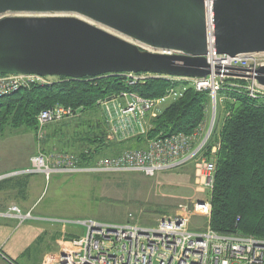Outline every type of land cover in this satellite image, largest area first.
<instances>
[{
	"label": "built area",
	"instance_id": "1",
	"mask_svg": "<svg viewBox=\"0 0 264 264\" xmlns=\"http://www.w3.org/2000/svg\"><path fill=\"white\" fill-rule=\"evenodd\" d=\"M214 1L204 0L207 40L205 57L210 73L205 77H181L149 72L120 73L127 77L130 84L143 83L150 78H163L174 84L166 90L164 95L155 98L142 97L130 91L99 99L97 105L98 107L102 105L103 115H106L105 121L112 128L111 133H115L118 128L125 130L131 124L133 129L138 125L139 135H146L151 128L147 127V116L152 113L155 117L164 106L182 97L190 87L199 92L208 91L214 105H217L225 78L251 79L252 84L244 86L234 83L233 87L224 88V90L244 92L254 99L264 96V86L255 79L257 69L263 65H259L256 61L260 53L236 56L217 53ZM167 52L173 53V51ZM217 61L226 63L228 68L216 69ZM60 78L0 72V96L12 94L32 85H49L59 81ZM79 111L61 104L42 110L37 115L39 129L37 135L41 137L44 126L70 120ZM214 112L216 113V107ZM213 126L212 123L211 132H207L200 143H197L198 131L196 130L191 134L180 133L155 137L148 140L147 145L142 149H131L120 155L93 160V164L82 163L81 158L74 153L63 152L55 155L39 152L31 157L30 166L27 169L0 176V179L23 174H44L45 177L50 178L52 174L57 173L84 172H141L147 176H153L159 171L174 169L194 161L204 153L212 136ZM200 128L201 125L198 129ZM125 132L127 131L123 134ZM219 148L220 142H216L212 148V155L217 153ZM201 160L197 164V175L201 176L200 183L211 194L214 187L216 162L215 159ZM191 206L190 208L188 204L180 205L179 212L174 216L161 217L155 226L138 223L131 214L129 220L123 223L102 222L94 218L72 221L84 227V234L65 244L64 253L58 258L53 257L49 264H264V237L241 232L221 233L213 230L210 227L212 215L210 197L196 199ZM193 216H202L207 219L208 225L204 231L191 229ZM0 217L17 219L19 225L27 220L46 219L35 216L33 210L23 211L15 204L0 211ZM50 220L68 222L63 219Z\"/></svg>",
	"mask_w": 264,
	"mask_h": 264
},
{
	"label": "water",
	"instance_id": "2",
	"mask_svg": "<svg viewBox=\"0 0 264 264\" xmlns=\"http://www.w3.org/2000/svg\"><path fill=\"white\" fill-rule=\"evenodd\" d=\"M214 4L217 53L264 52V0ZM8 13L0 18L3 74L210 73L204 0H0V15ZM256 73L264 86V65Z\"/></svg>",
	"mask_w": 264,
	"mask_h": 264
},
{
	"label": "trees",
	"instance_id": "3",
	"mask_svg": "<svg viewBox=\"0 0 264 264\" xmlns=\"http://www.w3.org/2000/svg\"><path fill=\"white\" fill-rule=\"evenodd\" d=\"M173 84L163 78L130 84L120 73L82 79L61 77L49 85H32L0 96V131L8 127L36 131L37 115L57 104L92 112L98 109L99 99L130 91L155 98L164 95ZM225 91L232 100L227 102V115L220 132L214 131L205 151L216 162L210 195V227L221 233L241 232L264 237V96L254 99L244 92ZM209 98L208 91L199 92L190 87L155 116L147 137L193 133L205 120ZM108 139L105 130L91 129L80 139L84 146L75 154L88 164L107 154L105 150L112 146ZM216 141L220 142V148L212 155L211 148Z\"/></svg>",
	"mask_w": 264,
	"mask_h": 264
},
{
	"label": "rangeland",
	"instance_id": "4",
	"mask_svg": "<svg viewBox=\"0 0 264 264\" xmlns=\"http://www.w3.org/2000/svg\"><path fill=\"white\" fill-rule=\"evenodd\" d=\"M13 15L12 13L3 14L0 15V18ZM257 59L259 65H264V53L257 55ZM234 83L245 86L252 84V81L251 79L225 78L222 83L223 90L224 88L233 87L232 84ZM223 90L221 96L218 97L217 105H214L213 100L209 98L205 120L201 124L200 130L196 129L198 131L197 143H200L206 137L205 135H207L206 133L212 123L214 124L212 134L214 131L219 133L222 128L219 127L227 115V102L232 100L229 93ZM215 107L216 113L213 118ZM102 110V105L92 112H81L80 110L77 116L70 120L47 125L48 127L53 125L54 128L46 126V130L44 126L41 137L37 135L36 153L43 150V152L55 155L63 152L75 154L84 146V142L80 139L90 133L91 129L100 132L105 130L106 136L108 134L110 137V140L108 139L109 143H112V146L105 150L107 154L96 157L94 160L120 155L131 149H142L147 145L148 140L153 139L147 137L148 133L139 135L138 125L133 129L129 124L125 130L124 128H118L115 133H111L110 129L112 128L105 121L106 115H103ZM107 116L109 115L107 114ZM154 118L152 113L147 116V127L152 126ZM67 123L68 125H66ZM91 123L92 128L90 127ZM38 130L37 127L36 132ZM124 131L127 132L123 134ZM32 132L34 130L27 127H8L5 132H0V170H4L2 171L3 174L27 169L28 166L26 167L24 163L27 156L34 152L32 151L34 148ZM49 135H51V138H49ZM139 137H143V140L139 141ZM39 141L40 143H38ZM216 142L212 145V148ZM206 148L204 153L194 161L174 169L159 171L153 176H147L141 172L57 173L52 174L50 179L46 180L44 174H28L30 181L37 180L38 185L41 187L40 198L37 195L39 199L33 209V214L46 219L27 220L24 225L22 224V227L20 225L16 226L18 225L17 221L9 220L10 223L14 224V228L16 226L12 235L14 234L13 237H16L18 231L30 224L43 225L48 229H60L62 225H66L84 234V227L72 221L94 218L102 222L123 223L129 220L130 214L138 223L155 226L161 217L174 216L179 212L181 210L180 205L188 204L191 208V203L194 200L210 197V191L200 183L199 178L201 176L197 175L198 161H202L203 158L209 159L205 154ZM88 164H93V162L91 161ZM37 193L32 195L34 196ZM50 219H63L68 222H58ZM207 225L208 221L205 217L193 216L191 218L190 227L194 231H204ZM46 240L47 237L45 242ZM25 243L28 244V241ZM36 245L37 242L32 246ZM36 249L34 248L33 251ZM25 261L21 258L18 262L19 264H27Z\"/></svg>",
	"mask_w": 264,
	"mask_h": 264
},
{
	"label": "crops",
	"instance_id": "5",
	"mask_svg": "<svg viewBox=\"0 0 264 264\" xmlns=\"http://www.w3.org/2000/svg\"><path fill=\"white\" fill-rule=\"evenodd\" d=\"M222 124L223 122H221L219 128L222 127ZM66 125H68V123ZM48 128H54V126L50 125ZM5 131L6 130L0 132ZM32 134L34 144L32 151L34 152L27 156L24 163L26 167L30 166L31 157L37 154V132L34 131ZM49 138H51V135H49ZM38 143H40V141ZM41 152H43V150ZM2 171L4 170H0V176L6 175L3 174L4 172ZM47 179L50 178L46 177V180ZM30 180L31 179H29L26 174L19 176H6L0 179V211L6 210L13 204L21 207L23 211H29L35 208V205L40 198L41 187L38 185L37 180ZM33 193L37 194L33 196ZM9 220L17 221L18 225L16 226H19V221L17 219L0 217V264H19L18 261L21 260V258L25 259L27 264H49L53 257L58 258L64 253L65 244L69 243L70 240L83 235L73 227H67L66 225H62L60 229H48L43 225L30 224L24 229H21V231H18L16 237H13L14 234L12 235V233L16 226L14 228V224L10 223ZM32 220L38 221V219ZM22 224L24 225V223ZM22 224H20V227L23 226ZM27 237H29V239H27ZM46 237L47 240L45 242ZM26 241H28V244L25 243ZM35 242H37V245L32 246ZM34 248L37 249L33 251Z\"/></svg>",
	"mask_w": 264,
	"mask_h": 264
},
{
	"label": "bare ground",
	"instance_id": "6",
	"mask_svg": "<svg viewBox=\"0 0 264 264\" xmlns=\"http://www.w3.org/2000/svg\"><path fill=\"white\" fill-rule=\"evenodd\" d=\"M162 53H165V52H162ZM166 53H168V52H166ZM220 68L225 69V68H228V66L226 65V63H223L221 61H217L216 62V69H220ZM214 117H215V112L213 113V118ZM211 129H212V127L208 131L209 133L211 132ZM209 133H208V135H209Z\"/></svg>",
	"mask_w": 264,
	"mask_h": 264
}]
</instances>
